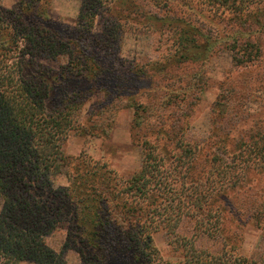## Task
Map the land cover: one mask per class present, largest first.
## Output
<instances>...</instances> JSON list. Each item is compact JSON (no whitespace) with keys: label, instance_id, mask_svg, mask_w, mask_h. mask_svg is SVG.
I'll return each instance as SVG.
<instances>
[{"label":"trees","instance_id":"1","mask_svg":"<svg viewBox=\"0 0 264 264\" xmlns=\"http://www.w3.org/2000/svg\"><path fill=\"white\" fill-rule=\"evenodd\" d=\"M211 1L227 5L244 27L252 24L257 25L258 33L264 31V0L257 1L253 18L246 14L250 0L240 11L237 3L245 0ZM46 2L21 0L11 10L0 7V264H67L64 255L70 244L60 253L49 244L64 223H71V231L80 239L78 252L86 264H264V252L247 257L236 254V246L231 250L224 247L220 240L231 241L234 232L218 224L225 221L222 211L236 216L237 206L240 214L264 232V191L259 196L262 201L255 198L253 189L240 191H250L247 194L223 193L239 185L240 167L236 171L230 168L231 178L220 189L223 182L218 178H224V170L218 158L211 165L215 177L195 176L192 165L197 147L179 138L175 141L177 156L170 164L157 146L146 142L141 170L122 181L86 154L75 158L65 154L68 136L83 127L78 113L88 94L78 91L60 98L54 83L49 82L50 70L36 60L67 57V66L59 73L61 81L96 83L111 74L109 49L115 31L93 33L96 0H81L79 23L65 29L38 13ZM186 27L179 31V43L189 45L191 51L188 48L183 59H206L210 40L203 44L206 50L198 52L199 30L189 24ZM247 44L250 50H244V55L258 56L256 44ZM103 91L106 97L100 105L104 112L126 99L119 93L122 90L116 94L108 88ZM63 173L69 186L57 188L55 179ZM219 198L228 203L226 207L215 206L214 200ZM186 218L195 220L197 235L223 243V248L212 251L199 247L197 236L177 235L176 249L182 260L165 262L153 234L161 225L176 234Z\"/></svg>","mask_w":264,"mask_h":264},{"label":"rangeland","instance_id":"2","mask_svg":"<svg viewBox=\"0 0 264 264\" xmlns=\"http://www.w3.org/2000/svg\"><path fill=\"white\" fill-rule=\"evenodd\" d=\"M20 1L0 0L1 10H11ZM101 1L95 2L98 11L93 33L101 35L110 28L115 31L109 49L112 70L107 78L96 83L61 81L59 73L67 66V57L36 60L50 70L49 82L54 83L60 98L78 91L88 94L78 113L83 127L70 133L65 154L72 158L86 154L94 164L114 171L122 181L141 170L142 146L146 142L157 146L170 164L177 156L175 141L179 138L197 147V159L192 165L195 176L201 173V177H215L211 165L217 157L224 170V178H218L223 182L220 189L226 188L231 178L230 168L236 171L240 167L239 185L226 188L224 195L247 194L253 189L259 200L264 191V31L258 33L257 25L252 24L244 27V22L233 18L227 5L219 6L211 0ZM248 1L237 3V11L249 6ZM257 1L250 0L246 12L250 18L257 12ZM46 3L38 12L42 18L55 21L61 29L77 26L81 0ZM187 24L199 30L198 52L205 51L203 44L210 40V49L204 52L206 59H183L191 47L179 43V31L185 30ZM235 32L240 34L238 39ZM247 41L254 47L256 44L259 51L258 56L251 55L252 59L244 55L249 48ZM105 88L113 94L122 90L119 93L126 98L107 112L100 105L106 97ZM55 185L69 186L65 173L55 179ZM244 188L247 190L240 192ZM224 198L214 200L215 206L226 207ZM235 208L236 216L222 211L225 221L218 224L234 232L230 233L231 241L220 240L229 250L236 246V254L258 257L264 252V232L243 212L239 213L240 207ZM161 226L153 239L165 262L182 260L176 249L177 235L197 236V245L212 251L223 248V243L197 235L196 222L191 218L182 221L176 234ZM70 228L71 223L61 224L49 244L58 253L70 244L64 255L67 264H86L78 252L82 243ZM236 228H241L240 232Z\"/></svg>","mask_w":264,"mask_h":264}]
</instances>
